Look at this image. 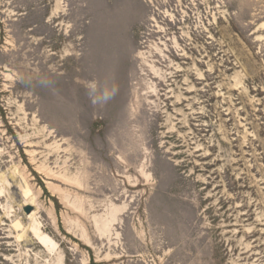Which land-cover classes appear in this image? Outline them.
I'll return each mask as SVG.
<instances>
[{"label": "rangeland", "instance_id": "obj_1", "mask_svg": "<svg viewBox=\"0 0 264 264\" xmlns=\"http://www.w3.org/2000/svg\"><path fill=\"white\" fill-rule=\"evenodd\" d=\"M264 0H0V264H264Z\"/></svg>", "mask_w": 264, "mask_h": 264}, {"label": "bare ground", "instance_id": "obj_2", "mask_svg": "<svg viewBox=\"0 0 264 264\" xmlns=\"http://www.w3.org/2000/svg\"><path fill=\"white\" fill-rule=\"evenodd\" d=\"M262 27L264 28V25H262Z\"/></svg>", "mask_w": 264, "mask_h": 264}]
</instances>
